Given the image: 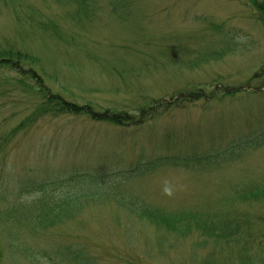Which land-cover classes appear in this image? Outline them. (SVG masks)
<instances>
[{
	"label": "rangeland",
	"instance_id": "1",
	"mask_svg": "<svg viewBox=\"0 0 264 264\" xmlns=\"http://www.w3.org/2000/svg\"><path fill=\"white\" fill-rule=\"evenodd\" d=\"M76 1L0 0V48L29 56L23 70L35 71L31 79L0 69V264H197L214 251L216 264H241L242 245L206 243L192 230L182 238L125 215L111 198L117 187L83 197L61 223L18 209L42 211L74 173L117 177L159 159L161 168L121 183L123 192L166 212L249 225L250 263L264 264V195L241 196L264 191L259 1L85 0L82 14ZM40 86L133 121L144 106L186 102L121 126L46 112L26 123L45 101Z\"/></svg>",
	"mask_w": 264,
	"mask_h": 264
},
{
	"label": "trees",
	"instance_id": "2",
	"mask_svg": "<svg viewBox=\"0 0 264 264\" xmlns=\"http://www.w3.org/2000/svg\"><path fill=\"white\" fill-rule=\"evenodd\" d=\"M85 0H77L76 4L79 6V12L82 14L83 12L87 11L91 8L90 5L84 6ZM258 2L255 5V8L258 12L264 15V3H261L260 0H255ZM264 1V0H263ZM84 6V7H83ZM116 10V7H115ZM264 21V20H263ZM29 59V56L21 53L20 51H16L14 48L2 49L0 48V69H8L7 71L11 72H20L17 73L18 75H22L26 78H35V71L31 70L26 72L23 70V62ZM21 83V82H20ZM27 87V86H26ZM30 91H35L36 88L34 87H27ZM38 91L41 94H44L45 101L42 105L37 108V112H34L33 116L29 119L30 121H26V123H30L33 120H36V115L41 112L43 114L51 113L56 115H72V116H88L94 119L95 121L99 122H108L113 125H125L126 122L128 124L132 123H141L142 121L146 120L147 118L154 117L155 113L157 114L159 110L165 109L169 110L170 107L173 105H180L181 102L185 103V97L181 96L180 99H177L173 102L160 104L158 107H142L140 109V115L138 119L133 121V117L123 114H115L111 115L110 113L106 114H98L95 113L92 109H87V111L79 107L75 104H70L64 99H62L59 95L58 97L52 96L49 97L47 91L40 86ZM199 97V96H198ZM86 107V106H85ZM89 107V106H88ZM25 124L19 126L23 127ZM260 136H258L255 140L247 143L246 145L249 146L251 144H255L259 142ZM263 141V140H261ZM238 148H232L229 151L218 154L215 157H207V160L212 163L218 162L221 158L224 160L227 155L233 154L238 152ZM159 160H155L150 162L149 164L142 163L139 161L136 163L134 168H131L128 171L123 172L122 175L119 174L117 177L113 174H106L100 175V173L95 174H77L74 173L72 175L67 176L64 179H61L56 183L58 187L68 188L67 193L63 197H58L56 201L46 203V206L41 211H36L33 213L32 205H29L26 202L19 204L18 209L19 211L23 212L25 210H31L32 214H35V218L40 222V224L48 225L53 224L54 222L61 221L64 215H69L71 209L75 206L79 207L80 205L79 200L83 197H87V199H93L96 195L100 194L101 191L108 187H117V196L114 194L111 196L113 200H117V205L124 211L125 215L136 217L141 221H145L151 225L156 226V228L160 230H167L170 232L179 233L180 237L185 238L189 236V232L192 230L191 233L197 232L201 233L202 236H207L205 242L212 241L217 246H222V244L235 246V245H242L241 250L239 252V259L241 264H251V255L249 253V249L247 248L250 240V233L251 231L248 229L247 225L245 228H241L239 223H233L227 220H222L218 225L210 222L209 219H204L202 217L192 215L182 212H166L164 210H160L159 208H154L148 205H144L140 202V198L132 195H127L121 189V183L125 182L129 178L137 177L139 175H145L148 172L161 168L163 164H159ZM134 179V178H133ZM54 183V182H53ZM51 183V184H53ZM66 185V186H65ZM42 189H46L42 187ZM256 190L251 192H242L241 196L243 198L248 199V197H255L259 195H264V191ZM68 218V217H67ZM131 218V217H130ZM129 219V217H127ZM156 242H162L164 245V239L157 240ZM203 247L206 244L201 245ZM261 247V246H260ZM218 258L217 253L214 251L207 255L203 261L199 262V259L196 260L197 264H216L213 261ZM78 258H70V260H62V264L71 263L75 264ZM251 262V263H250ZM85 263V260H84ZM192 263V262H191Z\"/></svg>",
	"mask_w": 264,
	"mask_h": 264
}]
</instances>
